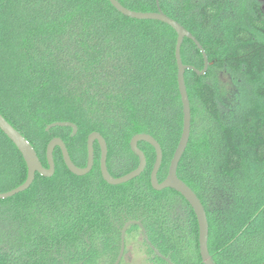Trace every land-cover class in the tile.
<instances>
[{
    "label": "trees",
    "instance_id": "obj_1",
    "mask_svg": "<svg viewBox=\"0 0 264 264\" xmlns=\"http://www.w3.org/2000/svg\"><path fill=\"white\" fill-rule=\"evenodd\" d=\"M138 12L157 11L156 0H118ZM204 48V76L186 72L192 131L178 176L200 198L209 221L215 264L264 263V11L257 0H159ZM177 34L153 20L120 14L107 0H0V114L36 149L45 167L47 145L61 138L79 167L87 138L99 132L108 145V170L121 177L139 158L137 134L161 145L162 182L183 130L178 89ZM184 64L203 70V54L189 39ZM54 122H72L55 128ZM147 166L126 184H107L95 146L84 177L66 167L59 148L53 177L37 174L25 192L0 200V264H115L128 222H141L151 245L172 264H204L199 224L176 191H155L154 148L139 144ZM23 156L0 130V193L22 185ZM142 238L150 264H169Z\"/></svg>",
    "mask_w": 264,
    "mask_h": 264
},
{
    "label": "water",
    "instance_id": "obj_2",
    "mask_svg": "<svg viewBox=\"0 0 264 264\" xmlns=\"http://www.w3.org/2000/svg\"><path fill=\"white\" fill-rule=\"evenodd\" d=\"M120 14L135 20H153L162 22L170 26L177 34V44H176V61L178 66V89L182 101L183 108V130L179 144L174 152L171 159L168 174L166 178L159 182L158 174L163 164V150L160 143L149 134H137L130 141V148L132 152L139 158L138 167L129 172L128 174L121 177H114L110 174L108 170V145L105 138L99 132H92L87 138V165L85 167L77 166L70 155V152L65 144V142L59 138L55 137L50 140L46 149V158L48 162V167H45L32 144L16 129L14 128L3 116L0 114V130L7 136V138L15 145L18 151L23 156V159L27 165L28 174L26 181L10 191L0 193V200H7L18 194L27 191L34 183L36 175L39 174L44 178H51L54 176L56 171L54 152L57 148L60 149L63 157V161L68 168V170L75 176L84 177L88 175L94 168L95 164V144L97 143L100 148L101 158H100V171L104 181L111 186H118L126 184L139 178L145 171L147 166V158L145 153L140 149L139 144L145 142L151 145L156 152V162L151 173V185L155 191H163L166 189H172L179 193L192 207L194 213L197 217L199 224V246L200 255L204 264H215L209 251V221L207 217L206 210L202 204L200 198L197 194L190 188L182 179L178 176V167L185 154L192 131V109L191 101L188 94V88L186 84V72L193 71L199 76H204L210 66L208 56L196 39V37L190 33L184 26H182L178 21L169 17L165 14L161 8L160 1L156 0L157 11L155 12H138L123 6L118 0H107ZM185 39H189L197 46L204 57L205 65L203 70H198L194 66L186 65L182 59V45ZM55 128H70L72 130V135L78 133V126L72 122H54L46 127V132H50ZM133 225H138L142 228L143 236L147 244L152 248L156 255L169 264H172L167 258L162 256L150 243L146 230L143 228L141 222L131 221L128 222L122 232V249L120 256L115 264H120L124 254H125V235L126 230ZM264 264V263H263Z\"/></svg>",
    "mask_w": 264,
    "mask_h": 264
},
{
    "label": "rangeland",
    "instance_id": "obj_3",
    "mask_svg": "<svg viewBox=\"0 0 264 264\" xmlns=\"http://www.w3.org/2000/svg\"><path fill=\"white\" fill-rule=\"evenodd\" d=\"M264 11V0H257ZM142 238L136 237L131 239L127 255L125 258V264H150L147 260L145 249L142 247Z\"/></svg>",
    "mask_w": 264,
    "mask_h": 264
},
{
    "label": "flooded vegetation",
    "instance_id": "obj_4",
    "mask_svg": "<svg viewBox=\"0 0 264 264\" xmlns=\"http://www.w3.org/2000/svg\"><path fill=\"white\" fill-rule=\"evenodd\" d=\"M98 145L97 143L95 144V146ZM87 165V164H86ZM83 168V167H82ZM127 231V230H126Z\"/></svg>",
    "mask_w": 264,
    "mask_h": 264
}]
</instances>
